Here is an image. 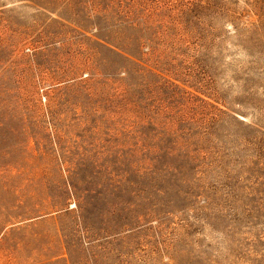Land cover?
I'll return each mask as SVG.
<instances>
[{
  "label": "rangeland",
  "instance_id": "obj_1",
  "mask_svg": "<svg viewBox=\"0 0 264 264\" xmlns=\"http://www.w3.org/2000/svg\"><path fill=\"white\" fill-rule=\"evenodd\" d=\"M0 264H264V0H0Z\"/></svg>",
  "mask_w": 264,
  "mask_h": 264
}]
</instances>
